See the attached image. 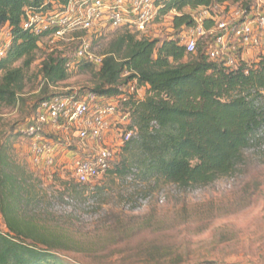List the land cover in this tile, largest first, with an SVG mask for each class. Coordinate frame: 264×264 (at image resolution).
<instances>
[{
  "label": "trees",
  "instance_id": "1",
  "mask_svg": "<svg viewBox=\"0 0 264 264\" xmlns=\"http://www.w3.org/2000/svg\"><path fill=\"white\" fill-rule=\"evenodd\" d=\"M67 1L0 0V33L8 29L12 38L0 60V111L20 103L27 71L43 50L39 74L45 86L33 115L43 101L70 95L50 94L49 88L66 81L71 69L94 73V88L84 92L118 96L119 87L134 79L145 89L143 98L131 97L122 105L130 112L128 128L135 129L136 137L121 146V158L110 174L127 176L136 169L147 179L188 188L234 173L264 127V54L250 65L232 69L210 59L202 45L188 53L175 37L190 25L189 9L233 0H166L152 35L129 28L75 34L93 42L107 31H118L100 64L77 57L81 40L47 42L48 33L38 35L23 26L27 7L48 3L45 9L62 10ZM173 9L181 14L172 16V33L161 37L157 25ZM74 42L78 45L72 58L66 52ZM33 115L15 125L18 135ZM12 146L11 136L0 141V215L6 228H0V264H70L61 257L66 235L47 230L24 212L36 198L31 184L34 172L14 157ZM64 163L58 167H65Z\"/></svg>",
  "mask_w": 264,
  "mask_h": 264
},
{
  "label": "rangeland",
  "instance_id": "2",
  "mask_svg": "<svg viewBox=\"0 0 264 264\" xmlns=\"http://www.w3.org/2000/svg\"><path fill=\"white\" fill-rule=\"evenodd\" d=\"M172 16L157 25L161 37L172 33ZM7 32L0 35L5 38ZM117 32L107 31L90 42L92 52L102 56ZM77 45H69L67 55L73 58ZM45 54L38 51L27 71L20 103L0 111V141L11 136L14 157L34 172L36 198L24 212L47 230L66 235L61 257L70 264H264V127L244 151L237 170L209 185L184 188L147 179L136 169L127 176L108 173L93 184H81L69 167L33 166L30 140L15 130L36 111L45 86L39 74ZM69 73L66 81L50 86V94L94 88L93 72ZM73 134H51L61 154L69 143L81 146ZM0 228L6 229L1 215Z\"/></svg>",
  "mask_w": 264,
  "mask_h": 264
},
{
  "label": "built area",
  "instance_id": "3",
  "mask_svg": "<svg viewBox=\"0 0 264 264\" xmlns=\"http://www.w3.org/2000/svg\"><path fill=\"white\" fill-rule=\"evenodd\" d=\"M165 1L68 0L62 10L45 9V3L39 8H26L23 26L38 35L48 33L45 41L81 40L77 57L100 64L103 57L92 52L89 40L75 34L129 28L139 35H152ZM188 12L190 25L175 36L188 53L196 52L202 45L210 59L232 69L250 65L264 54V0L214 3ZM169 14L181 13L173 9ZM11 42L9 31L5 38L0 35V60L7 55ZM119 90V95L113 97L87 91L43 101L37 113L19 129L30 140L33 166L57 168L63 156L65 167L81 184H93L107 175L115 166L121 146L136 137L135 129L128 128L130 112L123 110L122 105L131 97H144V88L138 86L136 79L121 85ZM62 130L73 131L81 146L69 143L68 150L61 154L53 135Z\"/></svg>",
  "mask_w": 264,
  "mask_h": 264
}]
</instances>
